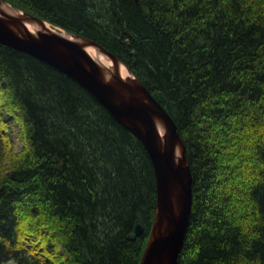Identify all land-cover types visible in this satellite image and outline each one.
<instances>
[{"label":"trees","instance_id":"1","mask_svg":"<svg viewBox=\"0 0 264 264\" xmlns=\"http://www.w3.org/2000/svg\"><path fill=\"white\" fill-rule=\"evenodd\" d=\"M2 1L105 49L172 119L192 178L177 264H264V0ZM5 157L0 264H140L156 209L144 146L72 78L0 44Z\"/></svg>","mask_w":264,"mask_h":264},{"label":"water","instance_id":"2","mask_svg":"<svg viewBox=\"0 0 264 264\" xmlns=\"http://www.w3.org/2000/svg\"><path fill=\"white\" fill-rule=\"evenodd\" d=\"M22 13L24 17L20 18L0 16V44L29 54L72 78L142 143L154 169L156 209L140 264H177L191 213L192 178L183 142L172 119L130 72L132 78L125 80L113 73L109 77L104 75L84 46L93 45L113 62H120L115 56L92 41L64 33L82 40L80 45L56 28L29 35L24 21L41 25L45 22ZM156 122L164 126L162 136L155 128ZM175 148L179 157H175ZM142 230L136 222L129 239L133 240Z\"/></svg>","mask_w":264,"mask_h":264},{"label":"bare ground","instance_id":"3","mask_svg":"<svg viewBox=\"0 0 264 264\" xmlns=\"http://www.w3.org/2000/svg\"><path fill=\"white\" fill-rule=\"evenodd\" d=\"M5 15L11 16L13 18L24 17L23 13L20 12L19 10L13 9L9 5L0 2V16H5ZM24 26L27 29L29 35H34L37 32H42L43 29H53L47 23H43V25H41L33 21H24ZM63 35L80 45L83 44V41L80 39H75L73 37L65 35L64 33ZM84 50L87 53V55L91 58V60L97 65V67L100 68L102 73H104V75H106L107 77H109V75L113 73L119 78L124 80L132 78V75L129 73V71L122 63L113 62L109 57L98 51L95 46L86 45L84 46ZM155 128L159 136H162L164 134L165 131L162 123L156 122ZM179 156H180V152L178 148H175V157H179Z\"/></svg>","mask_w":264,"mask_h":264},{"label":"rangeland","instance_id":"4","mask_svg":"<svg viewBox=\"0 0 264 264\" xmlns=\"http://www.w3.org/2000/svg\"><path fill=\"white\" fill-rule=\"evenodd\" d=\"M10 137H11V141L13 143V147H14L13 149H15V151H19L21 149V147H22L21 140L18 139V136L16 134L10 133ZM244 159H245V162H246L247 159L246 158H244ZM6 164H7V159L5 157V158H3L1 160L0 168L5 166ZM236 169H238V168H236Z\"/></svg>","mask_w":264,"mask_h":264}]
</instances>
